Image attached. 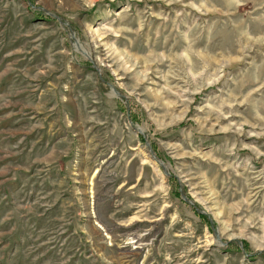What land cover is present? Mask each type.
<instances>
[{"label": "rangeland", "instance_id": "1", "mask_svg": "<svg viewBox=\"0 0 264 264\" xmlns=\"http://www.w3.org/2000/svg\"><path fill=\"white\" fill-rule=\"evenodd\" d=\"M0 264H264V0H0Z\"/></svg>", "mask_w": 264, "mask_h": 264}, {"label": "water", "instance_id": "2", "mask_svg": "<svg viewBox=\"0 0 264 264\" xmlns=\"http://www.w3.org/2000/svg\"><path fill=\"white\" fill-rule=\"evenodd\" d=\"M151 158H153V156H150Z\"/></svg>", "mask_w": 264, "mask_h": 264}]
</instances>
